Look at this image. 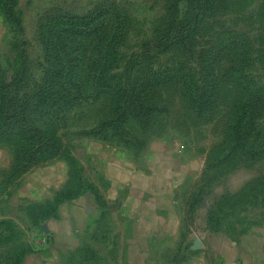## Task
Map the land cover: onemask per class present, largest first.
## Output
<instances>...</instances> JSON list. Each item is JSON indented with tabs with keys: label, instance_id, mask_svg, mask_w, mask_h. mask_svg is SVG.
Wrapping results in <instances>:
<instances>
[{
	"label": "rangeland",
	"instance_id": "obj_1",
	"mask_svg": "<svg viewBox=\"0 0 264 264\" xmlns=\"http://www.w3.org/2000/svg\"><path fill=\"white\" fill-rule=\"evenodd\" d=\"M21 7L0 16V141L56 147L170 124L205 160L196 180L212 223L235 237L264 229V0ZM45 87L57 94L39 106Z\"/></svg>",
	"mask_w": 264,
	"mask_h": 264
},
{
	"label": "crops",
	"instance_id": "obj_2",
	"mask_svg": "<svg viewBox=\"0 0 264 264\" xmlns=\"http://www.w3.org/2000/svg\"><path fill=\"white\" fill-rule=\"evenodd\" d=\"M148 132L63 138L28 162L0 141V264H264V229L208 226L204 158L170 124Z\"/></svg>",
	"mask_w": 264,
	"mask_h": 264
},
{
	"label": "trees",
	"instance_id": "obj_3",
	"mask_svg": "<svg viewBox=\"0 0 264 264\" xmlns=\"http://www.w3.org/2000/svg\"><path fill=\"white\" fill-rule=\"evenodd\" d=\"M15 1L16 0H0V12L2 13V15L6 18V19H10L11 14H15V12H17L16 7H15ZM0 87H2V83L0 82ZM55 94L56 91H54L52 88H42L39 89L37 94H36V98L39 101V106H44L49 102H52L55 98ZM37 135H42L43 133L41 131H37L36 133ZM45 147V146H44ZM38 147L36 146L35 148H28V149H24L23 151V156H24V161L28 162L30 160H32L37 154H39L40 152H43L47 149L50 148H54L53 147ZM234 150V149H233ZM232 149L227 151L226 155H231L233 152ZM241 157H243V155H241ZM216 219V218H215ZM207 221H208V226L212 229L218 230L217 225H215L214 223H212V217L211 216H207Z\"/></svg>",
	"mask_w": 264,
	"mask_h": 264
}]
</instances>
